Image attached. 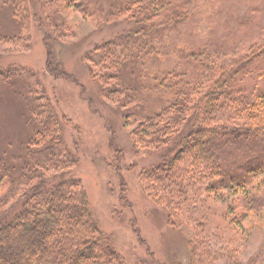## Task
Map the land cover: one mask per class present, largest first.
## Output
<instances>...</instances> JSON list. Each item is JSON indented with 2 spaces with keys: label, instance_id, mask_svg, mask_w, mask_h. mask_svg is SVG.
<instances>
[{
  "label": "trees",
  "instance_id": "1",
  "mask_svg": "<svg viewBox=\"0 0 264 264\" xmlns=\"http://www.w3.org/2000/svg\"><path fill=\"white\" fill-rule=\"evenodd\" d=\"M88 2L96 5L92 0ZM108 2L119 4L104 14L93 5L92 8L81 4L77 6L76 0H0V47L8 45L27 50L30 47L32 19L42 23L40 28H47L44 36L46 70L55 76L57 72L60 77L68 78L70 76L63 69L60 55L62 47L73 38L61 30L67 32L75 25L65 18L66 9L76 5L86 13L87 18L114 23L131 11L134 13L131 22L136 25L135 30L97 46L86 56L98 68L94 71L90 66L91 76L103 88V95L113 97L116 103L125 107L136 103L135 97L132 96L134 100L131 97L135 92L129 84L131 80L149 81L153 83L151 91L161 89L174 99L159 114L137 124L134 135L140 146L158 150L166 143H175L185 130L189 131L185 142L182 140V144L179 141L176 145L179 149L183 148L178 154L182 158L175 163L164 160L163 166L155 165L158 167L155 177H142V181L155 185L151 187V192L167 190L173 198L180 200V211L177 210L180 218L185 206L186 216H189L192 205L197 206L203 201L199 195H206L205 191L209 195L214 194L213 197L219 201V194L223 195L226 191L234 193V196L242 194L260 172L264 173V51L224 68L216 62L210 66L216 54L207 45L184 43L181 48L184 51L174 52L176 60L172 61L173 65L168 64L171 61L166 53L169 48L165 47L162 55L166 60V69L158 71L152 68L144 75L140 70L131 74L128 66H143L151 53H161L164 47L161 41L176 30L175 24L188 22L193 16L192 7L196 0ZM41 11L43 22L39 17ZM155 44L160 47H153ZM197 61L210 68H200ZM251 64L253 66H249ZM244 65L243 74L237 77L238 72L232 70ZM200 70L203 71L201 75ZM215 76L218 79L203 93L204 82ZM24 78H29L30 83ZM36 78L32 71L16 66L0 70V115L8 109L17 121L22 122L26 133L17 151L18 156H8L13 161L11 166L6 156H0V183L8 185L9 190L13 188L11 194L6 191L0 195V240L11 236L13 242L18 241L17 238L26 239L32 246L25 249L11 247L15 251L11 248L0 250V264H31L26 261H33L32 264H116V252L104 241V234L99 233L80 182L74 180L71 174L67 182H55L54 187L45 189L44 186V189L36 190L30 203L23 204L19 213L11 219L15 203L8 204V200L13 201L11 195L16 190V175L24 178L26 175L22 174L27 171L34 176L36 169L71 172L77 165L73 159L63 162L67 151L62 127L68 120L64 117L60 119ZM247 78L253 85L249 90H243L240 84ZM257 83H261L260 88L256 87ZM41 95H44L45 105L40 103ZM241 118L250 122L246 128L237 130L238 127L228 125V119ZM43 144L45 148L38 156L39 150L34 149ZM39 175L35 178L37 182L41 180ZM203 179L208 182L207 190L199 184ZM182 183L189 184L187 189ZM213 183L220 188L213 187ZM156 200L158 205L170 208L168 199L157 196ZM262 206L258 198L252 196L246 207L249 213L259 215L257 213ZM26 220L32 225L25 230ZM187 221H190L188 226H184L183 221L179 228L188 230L197 220ZM191 231L192 237L186 245L187 264L237 262V256L228 250L231 241L225 231H204L202 226H195ZM210 232L214 235L211 236ZM211 237L218 241L217 246L222 250H214Z\"/></svg>",
  "mask_w": 264,
  "mask_h": 264
},
{
  "label": "rangeland",
  "instance_id": "2",
  "mask_svg": "<svg viewBox=\"0 0 264 264\" xmlns=\"http://www.w3.org/2000/svg\"><path fill=\"white\" fill-rule=\"evenodd\" d=\"M76 1L77 6L81 4L83 7L92 8L93 5L104 14H108L112 11V6L119 4L108 2L109 0H92L96 3L94 6V3L90 5L89 0ZM71 8L66 9L64 16L75 26L67 32L61 31L73 39H69V43L62 47L60 55L63 69L70 77L63 78L57 72V76L47 72L44 37L47 28H40L42 23L39 24L33 19L28 43L30 47L27 50L8 45L0 47V70L16 66L32 71L60 119L64 117L68 120L62 127L67 151L63 162L70 159L77 162L71 172L62 169H36L34 176L27 171L22 174L26 175L24 178L16 175V190L11 195L13 201L10 202V198L8 200V204L15 203L11 219L19 213L23 204L30 203L29 200L33 198L36 190L44 189V186L49 189L74 176L73 179L80 182L87 197L99 233L104 234V241L116 252V264H187L186 245L192 237L191 229L195 226H202L204 231H225L231 241L228 250H232L237 256L235 264H264V173L260 172L249 188L239 196L226 191L223 195L219 194V201L213 197L214 194L209 195L205 191L207 196L199 195L203 201L197 206L192 205L189 216H186V206L183 204L185 211L180 218L177 213L178 209L180 211V200L173 198L167 190L151 192V187L155 185L142 181L141 178H151L152 175L154 178V173L158 172L155 165L163 166L164 160L175 163L182 158L178 154L183 148L179 149L176 145L179 141L180 144L185 142L189 131L185 130L175 143H166L158 150L140 146L134 135L137 124L159 114L174 99L161 89L151 91L153 83L149 81L131 80L129 84L135 91L131 97H135V100L133 97L132 99L136 103L131 107L122 106L113 97L103 95V88L91 76L90 66L94 71L98 68L86 59L89 52L97 46L134 31L136 25L131 22L134 13L129 11L114 23L87 18L86 13L76 5ZM192 14L188 22L175 24L176 30L171 31L168 38L161 41L164 44L161 53H151L144 60L143 66L130 65L127 70L131 74L140 70L144 75L152 68L158 71L166 69V60L164 54L162 55L165 47L169 48L166 53L171 61L168 64L173 65L172 61L176 60L174 52L184 51L185 49H181L184 43L207 45L216 54L211 59L210 66L216 62L224 68L234 63H242L243 59L247 60L264 51V0H196ZM43 16L41 11L39 17L42 22ZM153 47L159 48L160 45L155 44ZM197 63L202 69L210 68L201 65L199 61ZM245 66H238L232 72H238L237 77H240ZM202 72L200 70L199 75ZM24 79L30 83L29 78ZM217 79L218 76H215L205 81L203 93ZM252 85L253 82L247 78L240 84V88L249 90ZM260 85L261 83H257L256 87L260 88ZM40 98V103L45 105L44 95ZM217 121L225 122L221 119ZM227 122L232 128L238 127L237 130L250 124L243 118L228 119ZM25 134L22 122L17 121L8 109L2 111L0 156H18L17 151ZM11 143L14 146L9 147ZM44 148L43 144L34 150H39L40 156ZM60 150L64 151L63 148ZM7 163L11 166L12 159L8 158ZM38 173L41 180L37 182L35 178ZM1 183L0 195L6 191L11 194L13 188L9 190L8 185ZM199 184L205 189L208 182L203 179ZM182 185L187 189L189 184ZM213 187L220 188L217 183ZM157 196L168 199L170 208L158 205ZM252 196L258 198L263 205L260 213H257L259 215L249 213V208L246 207ZM200 215L204 216L199 218ZM191 219L197 221H192L194 224L190 229L179 228L183 221L184 226H188L190 221L187 220ZM31 225L26 220L25 230ZM210 235L214 234L210 232ZM7 237L9 238L3 237L4 240H0V250L11 247L25 249L31 246L26 239L22 241L17 238L18 241L13 242L11 236ZM212 239L214 250H222V247L217 246L218 241ZM10 250L15 251L14 248ZM32 262L26 261L31 264Z\"/></svg>",
  "mask_w": 264,
  "mask_h": 264
}]
</instances>
